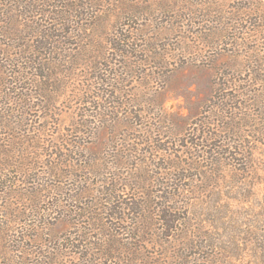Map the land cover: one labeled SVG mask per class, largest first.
Returning a JSON list of instances; mask_svg holds the SVG:
<instances>
[{
    "label": "rangeland",
    "instance_id": "obj_1",
    "mask_svg": "<svg viewBox=\"0 0 264 264\" xmlns=\"http://www.w3.org/2000/svg\"><path fill=\"white\" fill-rule=\"evenodd\" d=\"M262 111L264 0H0V192L36 204L22 222L51 228L46 247L85 227L75 205L117 206L100 194L111 187L132 209L96 211L86 244L113 233L116 254L149 255L162 208L197 236L213 217L204 192L232 190L225 122L247 132Z\"/></svg>",
    "mask_w": 264,
    "mask_h": 264
},
{
    "label": "trees",
    "instance_id": "obj_2",
    "mask_svg": "<svg viewBox=\"0 0 264 264\" xmlns=\"http://www.w3.org/2000/svg\"><path fill=\"white\" fill-rule=\"evenodd\" d=\"M263 113L262 111L261 115ZM243 117L245 121H252L251 116L247 114ZM237 121L238 125L239 119ZM225 123H227L225 128L238 131L234 134L236 140L233 146L224 151L221 149L219 153V155L227 153L229 156L226 158L228 163H224L223 166L224 169L227 166V170L220 171L223 173L220 178L226 183L231 182L232 190L223 192L217 188L204 192L203 199L208 209L212 210L213 217L211 216V220L200 225L197 236L176 235L178 219L162 208V212H159L161 215H157L158 233L153 244L157 250L149 255H143L140 248H135L132 253L127 246H123V249L128 250L127 253L116 254L118 250L108 243L109 237H115L113 233L107 237L100 233L104 237L102 242L98 240L96 244H86L90 238V230L101 232L103 227V224L99 223L100 219H88L96 215V211L99 212L97 214L105 216H108L107 211H112L111 216L117 220V214L122 217L124 215L122 211L129 212L132 209V203L127 204L116 200L117 190L111 187L100 194L102 197L106 196L104 202L115 201L117 206L104 210L101 205L100 207L94 205V208H97L94 210L92 207L81 208L75 205V211L83 212L79 218L88 220L85 227L74 222L67 223L70 230H67L69 235H65L63 239L66 244L46 247L50 243L46 242L50 240L45 239L44 235L51 228L46 224L39 226L22 222L29 215H39V209L31 207L37 208L36 204L31 206L26 204V207L17 202V207L23 206V208H17L10 201L13 194L2 191L0 200L4 201V205L0 207V213L5 217L0 222V256L6 257L3 251L8 248L10 254L6 259L9 264L14 262L16 264H63L62 260L66 257L81 260L82 264H103L102 260L112 264H264V122L250 125L247 127V132L240 128L241 126L233 127L229 125V122ZM243 133H247L246 138L240 137ZM249 136L250 139L247 138ZM222 163L218 162L219 165ZM105 185L109 186L108 183ZM83 199L85 198L74 195L71 201L75 204L80 202L79 204L82 205ZM96 199L99 200V198ZM139 208L142 209V206L139 205ZM68 216L75 218L77 215L73 216L68 212ZM93 225L96 228H93ZM87 227L91 229L88 230ZM26 242L32 244L29 250ZM72 250L76 252L70 253ZM102 256L104 259L101 260ZM33 260L37 261L34 263Z\"/></svg>",
    "mask_w": 264,
    "mask_h": 264
}]
</instances>
